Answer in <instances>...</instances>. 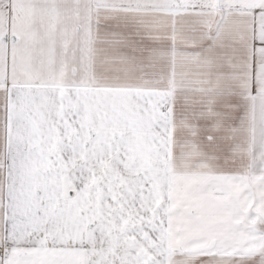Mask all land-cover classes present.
Wrapping results in <instances>:
<instances>
[{
    "label": "snow or ice",
    "instance_id": "snow-or-ice-1",
    "mask_svg": "<svg viewBox=\"0 0 264 264\" xmlns=\"http://www.w3.org/2000/svg\"><path fill=\"white\" fill-rule=\"evenodd\" d=\"M0 264H264V0H0Z\"/></svg>",
    "mask_w": 264,
    "mask_h": 264
}]
</instances>
